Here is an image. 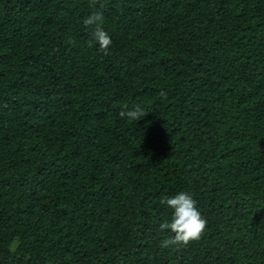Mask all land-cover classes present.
Wrapping results in <instances>:
<instances>
[{"label": "trees", "instance_id": "obj_1", "mask_svg": "<svg viewBox=\"0 0 264 264\" xmlns=\"http://www.w3.org/2000/svg\"><path fill=\"white\" fill-rule=\"evenodd\" d=\"M0 264H264V0H0Z\"/></svg>", "mask_w": 264, "mask_h": 264}, {"label": "clouds", "instance_id": "obj_2", "mask_svg": "<svg viewBox=\"0 0 264 264\" xmlns=\"http://www.w3.org/2000/svg\"><path fill=\"white\" fill-rule=\"evenodd\" d=\"M103 19L101 12H94L83 22L85 25L94 26L93 40L99 49L107 54L112 44V37L103 27ZM120 115L131 120H139L146 115V111L142 105L136 104L128 111H122ZM160 203L171 213L169 219L159 224L161 231L171 233L170 237L161 241V247L167 248L169 245L187 244L202 235L207 225V219L190 192L178 191L174 195L166 196Z\"/></svg>", "mask_w": 264, "mask_h": 264}]
</instances>
